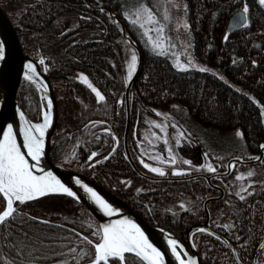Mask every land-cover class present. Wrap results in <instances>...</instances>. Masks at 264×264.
Returning <instances> with one entry per match:
<instances>
[{
  "label": "trees",
  "instance_id": "1",
  "mask_svg": "<svg viewBox=\"0 0 264 264\" xmlns=\"http://www.w3.org/2000/svg\"><path fill=\"white\" fill-rule=\"evenodd\" d=\"M128 1L0 0V4L24 51L39 61L52 82L59 109L51 138L52 160L87 174L128 201L149 223L186 241L188 228L206 218L205 199L220 191L204 177L155 181L132 168L124 149L125 88L127 60L136 49L124 36L122 22L127 36L140 47L143 61L130 91L128 142L134 160L145 172L160 175L151 171L148 163L155 159L142 146L147 125L163 113L196 137L205 162L215 169L191 163L185 164L187 172L181 166L178 173L164 175L213 174L227 170L228 160L240 150L245 153L242 158H256L264 145V5L259 0H181L189 48L196 58L218 69L214 72L180 66L169 54L152 49L139 26L125 17ZM245 5L247 23L228 31V20ZM92 88L105 99L99 101ZM17 97L31 119L41 120L46 102L32 81L21 82ZM236 130L243 136L239 150L222 147L213 135L205 134ZM213 182L225 188V195L208 204L211 226L227 235L240 260L249 264L264 239V158L255 164L234 163L230 174L213 176ZM182 199L193 203L179 206ZM15 205L14 216L0 225V264L93 260L100 225L76 199L48 194ZM5 207L0 194V212ZM193 242L202 264H238L228 243L209 232H195ZM125 255L127 264H146L133 254ZM256 264H264V249Z\"/></svg>",
  "mask_w": 264,
  "mask_h": 264
},
{
  "label": "water",
  "instance_id": "2",
  "mask_svg": "<svg viewBox=\"0 0 264 264\" xmlns=\"http://www.w3.org/2000/svg\"><path fill=\"white\" fill-rule=\"evenodd\" d=\"M116 18L121 21L118 16H116ZM247 21L248 14L244 12V9L237 11L228 20V31H235L239 29L240 27L244 26ZM122 31L124 36H126L130 43L133 44L139 51V64L136 70L133 72V75L130 77L125 88L126 124L124 131V149L133 169L142 177L155 181H181L191 180L195 177H204L207 179L210 186H212L213 188H217L220 191V194L210 196L205 199L204 211H206V218L204 219V221L194 223L188 228L186 232V241L182 240L176 233H174L173 231L171 232L169 229L163 226L149 223L143 215H141L137 210L133 208V206L129 204L128 201L116 195L109 189L105 188L103 185L89 177L87 174L71 169L52 160L50 156L51 138L56 130L59 118V109L56 94L48 74L43 70L39 61L24 51L17 29L1 4L0 44H2L3 47V58L0 59V140L3 139V136L7 133L8 127L11 126L13 129V135L15 136L17 143L20 145L21 151L25 153L26 159H28L30 164L36 165V162L33 161L31 157L27 156V149L23 147L24 131L26 128H31V126L44 124L45 113H47L49 123L48 127L44 130L43 152L40 157L39 164L36 166L35 174L42 175L45 172H51L53 176H55L56 179H58L65 187H68L73 193H75L74 196L70 197L76 199L79 203L84 205L89 210V212L98 220L101 229V235L102 229L106 225L121 220L131 221L133 224L137 225L140 228V230L147 237L149 243H151L154 247H156L160 252L164 254V264H180V261L176 259V255L172 251V246L169 243L170 240H174L177 242L176 250L180 253L181 259L185 261V264H187L189 261H195V264H202L201 255L199 254L196 244L193 242V236L195 232L206 231L228 243L232 253L234 254L236 263L245 264L240 260L238 253L236 252L235 245L231 241V239L227 235H224L211 226V212L208 208V204L209 202L214 201L215 199H220L225 195V188H222L221 186L215 184L213 182V176H224L231 173L234 163L245 165L261 161L264 157V147H261L260 156L256 158L244 159L240 156L232 157L228 160V169L224 172L208 174L202 171L191 173L190 175L157 176L142 170L136 164L133 155L131 154L128 142V136L131 126L130 91L133 86V82L140 74L143 63L142 53L137 42L127 36L123 22ZM29 64L33 65L34 70H30L28 68ZM28 76L32 77L30 81H32L37 86L41 93V96L46 102V104H43L42 118L38 121L31 119L17 97L21 82L23 80H29L27 78ZM49 101L51 102L50 106ZM33 134L37 137L39 136V133H36L34 131ZM41 169L43 170V172L40 171ZM88 188H91L98 196L101 197V199H103L107 204L110 205L112 209L111 215H109L95 202V200L91 196V193L87 191ZM49 194L67 195L63 192ZM261 245H264V239L257 248L254 258L249 264L257 263V259L262 250ZM143 261L148 264L147 261ZM92 262L93 260L87 264H92ZM110 264H112L111 261ZM124 264H127L126 261L124 262Z\"/></svg>",
  "mask_w": 264,
  "mask_h": 264
},
{
  "label": "snow or ice",
  "instance_id": "3",
  "mask_svg": "<svg viewBox=\"0 0 264 264\" xmlns=\"http://www.w3.org/2000/svg\"><path fill=\"white\" fill-rule=\"evenodd\" d=\"M259 2L264 5V0H259ZM145 11L147 12V18L151 21L153 19L151 12L149 10ZM244 12H248L247 5L244 7ZM2 58L3 47L0 44V59ZM43 62L41 60V63ZM135 67L136 56L133 55L129 65V78ZM28 68L34 70L31 64L28 65ZM200 70L204 71V69ZM27 78L29 80L32 79L31 76ZM83 79L87 82L86 77ZM89 87H91V84H89ZM92 90L96 93L99 101L105 99L95 88H92ZM50 105L51 102L49 101ZM48 123V115L45 113L44 124L31 126V128H26L24 131L23 147L27 149V156L31 157L36 162V165L30 164L28 159H26L25 153L21 151V147L13 135L11 126L8 127L7 133L0 140V194L6 200L5 210L0 212V225L5 224L9 218L14 216L17 211L14 206L16 202L23 204L49 193L63 192L69 196L75 195L68 187H65L56 179L51 172H45L42 175L35 174L36 166L39 164L43 152L44 130L48 127ZM33 131L39 133V136L34 135ZM237 134L242 135V133ZM261 147H264V145ZM185 163L188 162L185 161ZM145 167L149 166L145 165ZM40 171L43 172L42 169ZM151 171L164 175L163 171L157 168H152ZM209 171H215V169L209 166ZM249 175H252V173H249ZM87 191L91 193L95 202L102 209L109 215L112 214L109 204L101 199L91 188H88ZM240 198L243 200L245 197L241 196ZM84 239H87V237ZM88 243L91 244L92 241L89 240ZM169 243L176 255V259L180 261V264H185V261L181 259L180 253L176 250L177 242L170 240ZM94 249L92 264H110L112 260H118L120 264H124L126 260L125 254H133L135 257L147 261L148 264H164V254L149 243L140 228L131 221L121 220L104 226L101 240L94 245ZM261 249H264V245H261ZM188 264H195V261H189Z\"/></svg>",
  "mask_w": 264,
  "mask_h": 264
},
{
  "label": "rangeland",
  "instance_id": "4",
  "mask_svg": "<svg viewBox=\"0 0 264 264\" xmlns=\"http://www.w3.org/2000/svg\"><path fill=\"white\" fill-rule=\"evenodd\" d=\"M127 3H129V4L127 6V9L124 12L125 17L139 26V28L143 31V34L145 36V40H147L148 44L151 46L152 49H155L158 52H161L164 54L165 53L169 54L171 56L172 60H174V62L180 66L191 67V68H195V69L199 68V69H204V70H208V71L211 70L214 72H218V69H216V67L211 65L209 62L207 63L205 61H202V60L196 58L194 56L192 50L189 48V40L186 37V32L188 31L189 27H188V24H187L185 17L180 14V11H181V8L183 5L181 0H136L134 2H133V0H131L130 2L128 1ZM145 10H149L151 12V15L153 17V19L151 21L147 18V12ZM131 45H133V44H131ZM133 47H135V46L133 45ZM135 49H136V47H135ZM136 51H137V49L135 51L132 50V52L130 53V57L127 60V62H128V73H129V65L131 63V59H132L133 55L136 56V67L139 64L138 63L139 58L137 56ZM84 77H86V76L83 75L81 77V79H83ZM86 83L87 84L91 83L88 78H87ZM81 102H82V105L87 106V103H86L84 98L81 99ZM175 122H177V121L172 119L171 116H169V115L165 116V115H163V113H162L161 117H159V116H158V118L153 117L151 119L150 125H147L148 129L146 130L145 134H143V143L144 144H143L142 148L144 149V151H145L144 147H147V150L149 149L148 153L157 154L158 151L155 150L156 149L155 147L158 145V141L161 140V141L167 143L170 140L168 137V130L167 129H169L168 127L170 126V124H173ZM154 127L156 130L158 128L163 129L166 133L165 136H167V139L165 136L164 137H161L158 135L156 136L155 133H154V135H151V130ZM171 132L172 133L170 134V136H172L174 138L177 137L176 136L177 129L174 126L171 129ZM237 133H241V132L239 130H236V131H233L230 133L220 134L217 132L208 131L205 134L213 135L215 140L222 147L231 146L229 148L234 149V147H235L236 149L239 150L242 147L243 136L238 135ZM204 137H206V136L204 135ZM244 154L245 153L240 150L238 153L235 154V156L244 157L245 156ZM189 156L184 155V157H183L182 155H180L182 160H186L188 162V163L184 162L186 165H189L192 162L193 158L190 159ZM259 156H260V152H259V155L257 157H259ZM253 164H255V163H253ZM241 165H243V164H241ZM183 168L186 172L188 170H190L187 166H184ZM175 172L177 173L178 170H174V173ZM226 175H228V174H226ZM215 176H217V175H215ZM217 185H219V184H217ZM219 186H221V185H219ZM38 198H40V197H38ZM177 203L179 206H186V205H191L193 203V200L186 203V201H184L182 199V200H179V202H177ZM66 205H70V203L66 202Z\"/></svg>",
  "mask_w": 264,
  "mask_h": 264
},
{
  "label": "flooded vegetation",
  "instance_id": "5",
  "mask_svg": "<svg viewBox=\"0 0 264 264\" xmlns=\"http://www.w3.org/2000/svg\"><path fill=\"white\" fill-rule=\"evenodd\" d=\"M173 126L177 129V134H176L177 137L175 138L170 136V134L172 133L171 129L173 128ZM168 128H169L167 129L168 137L170 140L167 143L161 140L158 141V145L155 147L156 148L155 150L158 151V153L150 154L151 157L155 159V161L148 163L150 165V168L160 169L163 171V173H168L169 171L174 173V170H178L179 172L180 167L183 165L185 166L184 162L186 161V160H182L180 155H182L183 157L184 155H188V156L190 155L189 156L190 159L193 158L191 163L195 164L196 166L199 167H201L202 165L209 166V163L205 162V158L203 156L204 151L202 149V146H200L195 136L193 135L189 136L187 134L188 131L181 122L178 121L173 124H170ZM154 133L156 136L158 135L161 137H164L166 135L165 131L161 128L160 129L158 128L157 130L155 129V127L152 128L151 135H154ZM165 137L167 139V136ZM138 190H139V186H138Z\"/></svg>",
  "mask_w": 264,
  "mask_h": 264
},
{
  "label": "bare ground",
  "instance_id": "6",
  "mask_svg": "<svg viewBox=\"0 0 264 264\" xmlns=\"http://www.w3.org/2000/svg\"><path fill=\"white\" fill-rule=\"evenodd\" d=\"M188 264V263H187Z\"/></svg>",
  "mask_w": 264,
  "mask_h": 264
}]
</instances>
